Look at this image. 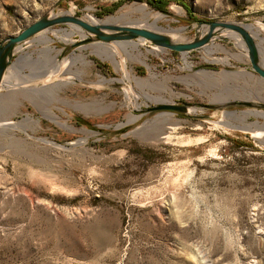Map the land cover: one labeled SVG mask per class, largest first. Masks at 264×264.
<instances>
[{"label": "rangeland", "instance_id": "rangeland-1", "mask_svg": "<svg viewBox=\"0 0 264 264\" xmlns=\"http://www.w3.org/2000/svg\"><path fill=\"white\" fill-rule=\"evenodd\" d=\"M139 5L150 26L159 16L147 28L177 30L176 42L206 32L199 21L247 24L264 66V0H0V42L48 13L103 20L132 7L115 24L146 28ZM84 37L52 26L6 71L0 264H264V109L204 106L264 103L241 36L218 29L187 53L142 39L77 46ZM53 67L67 79L29 84Z\"/></svg>", "mask_w": 264, "mask_h": 264}, {"label": "water", "instance_id": "water-1", "mask_svg": "<svg viewBox=\"0 0 264 264\" xmlns=\"http://www.w3.org/2000/svg\"><path fill=\"white\" fill-rule=\"evenodd\" d=\"M60 24H70L81 29L85 37L80 42L76 43L77 46L82 43H92L94 41L117 44L118 42L142 39L149 41L161 49H169L181 53H187L209 44L215 36L216 29L232 30L239 34L244 40L245 46L247 48L246 54L251 64V70L264 81V66L260 62L259 46L254 35L250 32L247 24H236L222 21H199V28L207 25L208 29L206 32L200 33L198 29L196 31V36L192 40L187 42H176L173 41L172 38L166 33L138 25L100 24L90 22L78 15L48 13L29 24L18 34L10 35L0 42V88L3 87L6 71L11 65L16 49L19 47V45L31 40L40 32ZM60 75H62V79H67L68 77L65 74H54L49 76L48 73H43L41 76H39L40 78L35 79L29 84H45L48 81H54L58 79ZM236 105H243L252 108L259 106L260 108L264 109V103L261 105H255L252 101L246 99L233 100L227 103H210L204 106L206 108H219ZM152 109L172 110L188 113L190 108L188 107V104L177 105L174 103H158L157 105L153 106ZM256 111L264 114L263 111ZM225 112L230 111L225 110Z\"/></svg>", "mask_w": 264, "mask_h": 264}, {"label": "bare ground", "instance_id": "bare-ground-1", "mask_svg": "<svg viewBox=\"0 0 264 264\" xmlns=\"http://www.w3.org/2000/svg\"><path fill=\"white\" fill-rule=\"evenodd\" d=\"M135 6V5H134ZM136 7V6H135ZM138 8L139 9H141V11H144V13H145V17H146V23L145 24H143L144 26H146V28H147V26H150L149 24H147L148 23V21H149V17H148V15H149V12L146 10V7H145V5H139L138 6ZM131 10H133L132 9V7H129V9L127 10V11H125V12H123V13H118V14H115V15H112V16H108L107 18H105V19H103V20H99L98 18H94V17H89V18H86V19H88L89 21H91V22H93V23H100V24H115V22L116 21H118L121 17H123V16H125L127 13H130L131 12ZM135 10V9H134ZM151 19H152V17H151ZM159 19V16L158 17H156L153 21H152V24L153 25H151V26H156L155 24H156V22H157V20ZM150 26V27H151ZM142 27V26H141ZM207 27H204V28H202L203 30L204 29H206ZM162 29V28H161ZM156 30V29H155ZM165 30V29H164ZM179 30H180V28H179ZM217 30L218 29H216L215 30V34H216V32H217ZM60 31H62L63 33H65L66 32V30L64 29H62V30H60ZM175 31H177V30H170L169 32H167L166 31V33L172 38V40L173 41H176V38H177V33L175 32ZM70 33V32H69ZM66 34V33H65ZM232 36H235L234 34H231ZM45 36V35H44ZM61 38H62V36H61ZM230 38H234V37H230ZM237 39V44H238V46L239 47H241V44H242V42H241V40L237 37L236 38ZM44 40H46L47 42H49V41H52V39H51V37H49V36H45V39ZM120 43V42H119ZM118 43V44H119ZM125 43V42H124ZM137 42H133V46L134 47H137L138 45L136 44ZM127 45V44H126ZM121 46V45H120ZM117 46L116 45H113V47H112V49L110 50V52L111 53H107L106 55H110L111 56V54H113V56H114V53L116 54V51H117ZM123 48V47H122ZM243 50H244V48L243 47H241ZM53 50V47H51V46H46V47H44V52L43 53H47V55H44L45 56V62L46 61H49L50 60V58L48 57V53L50 54L51 53V51ZM245 52H246V50H245ZM106 53V52H105ZM120 53V52H119ZM102 54V53H101ZM109 57V56H108ZM112 57V56H111ZM22 58L23 59H27V60H25V61H28L29 60V57H28V55L27 56H25V55H22ZM114 58V57H113ZM111 59V58H110ZM31 60V59H30ZM51 61H52V59H51ZM123 64H124V59H121L120 60ZM119 61V62H120ZM41 62V61H40ZM39 62V63H40ZM43 63V62H42ZM63 63H66L65 62V60H64V62ZM44 64V63H43ZM46 64V63H45ZM50 64V63H49ZM39 65V64H38ZM52 66V65H51ZM56 66V65H55ZM38 67V66H37ZM36 68V67H35ZM44 68V67H43ZM125 68V67H124ZM38 69H40L39 67H38ZM48 71H49V69H47ZM60 69H57V68H55V67H53L52 68V72H51V74H56L57 73V71H59ZM201 72H206L205 70H202ZM222 74L223 73H226L227 74V72H221ZM34 75H35V73H34ZM49 76H51L50 74H48ZM248 75V73H244V72H236V73H233L232 74V76L233 77H236V76H238L239 78H241V79H246V76ZM38 76V75H37ZM140 79V78H139ZM12 79H11V73L10 72H8L7 73V75L5 74V77H4V83H12V81H11ZM137 81V80H136ZM140 81V80H139ZM143 81V80H142ZM147 81V80H146ZM141 82V81H140ZM3 83V84H4ZM128 95L131 93V89H129V91H127L126 92ZM24 97H29L28 96V93H26L25 94V91H24V93H21ZM126 94V95H127ZM130 99V98H129ZM190 110V109H189ZM22 124H23V121H10V120H7V121H5V122H3L2 124H1V126L2 127H4V128H8V127H12V128H19V127H21L22 126Z\"/></svg>", "mask_w": 264, "mask_h": 264}, {"label": "trees", "instance_id": "trees-1", "mask_svg": "<svg viewBox=\"0 0 264 264\" xmlns=\"http://www.w3.org/2000/svg\"><path fill=\"white\" fill-rule=\"evenodd\" d=\"M157 6H158V9L163 10V7L161 5L158 4Z\"/></svg>", "mask_w": 264, "mask_h": 264}]
</instances>
